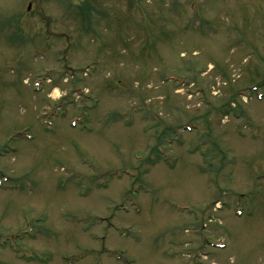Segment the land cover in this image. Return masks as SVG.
I'll return each mask as SVG.
<instances>
[{
	"label": "rangeland",
	"instance_id": "374dc122",
	"mask_svg": "<svg viewBox=\"0 0 264 264\" xmlns=\"http://www.w3.org/2000/svg\"><path fill=\"white\" fill-rule=\"evenodd\" d=\"M0 264H264V0H0Z\"/></svg>",
	"mask_w": 264,
	"mask_h": 264
}]
</instances>
